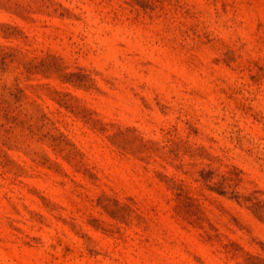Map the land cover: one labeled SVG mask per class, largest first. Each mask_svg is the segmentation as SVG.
Here are the masks:
<instances>
[{
    "label": "rangeland",
    "instance_id": "374dc122",
    "mask_svg": "<svg viewBox=\"0 0 264 264\" xmlns=\"http://www.w3.org/2000/svg\"><path fill=\"white\" fill-rule=\"evenodd\" d=\"M264 0H0V264H264Z\"/></svg>",
    "mask_w": 264,
    "mask_h": 264
},
{
    "label": "trees",
    "instance_id": "16d2710c",
    "mask_svg": "<svg viewBox=\"0 0 264 264\" xmlns=\"http://www.w3.org/2000/svg\"><path fill=\"white\" fill-rule=\"evenodd\" d=\"M255 214L260 217L261 219H264V211H261L259 210V212H255Z\"/></svg>",
    "mask_w": 264,
    "mask_h": 264
}]
</instances>
